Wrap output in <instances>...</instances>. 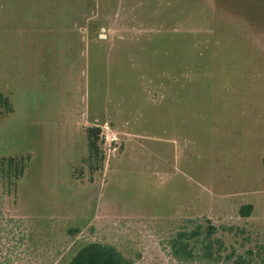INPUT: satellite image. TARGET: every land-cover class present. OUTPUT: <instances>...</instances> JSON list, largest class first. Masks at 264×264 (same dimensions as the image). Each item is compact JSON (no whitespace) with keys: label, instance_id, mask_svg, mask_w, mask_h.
Masks as SVG:
<instances>
[{"label":"rangeland","instance_id":"1","mask_svg":"<svg viewBox=\"0 0 264 264\" xmlns=\"http://www.w3.org/2000/svg\"><path fill=\"white\" fill-rule=\"evenodd\" d=\"M17 157L0 264L90 242L178 264L189 221L264 264V0H0V160Z\"/></svg>","mask_w":264,"mask_h":264},{"label":"trees","instance_id":"2","mask_svg":"<svg viewBox=\"0 0 264 264\" xmlns=\"http://www.w3.org/2000/svg\"><path fill=\"white\" fill-rule=\"evenodd\" d=\"M87 131L89 154L95 150L96 140ZM28 159L25 157L0 160V173L14 179L19 178L26 169ZM251 205L240 210L246 216ZM246 210V212H242ZM194 226H181L168 241L169 254L178 264H252L243 256L233 253L224 255L222 241L216 237L217 229L208 221L201 223L188 222ZM66 264H135L133 259L123 255L115 246L90 242L80 247Z\"/></svg>","mask_w":264,"mask_h":264}]
</instances>
